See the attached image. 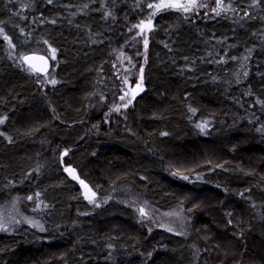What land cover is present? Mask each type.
Wrapping results in <instances>:
<instances>
[{"label": "trees", "instance_id": "1", "mask_svg": "<svg viewBox=\"0 0 264 264\" xmlns=\"http://www.w3.org/2000/svg\"><path fill=\"white\" fill-rule=\"evenodd\" d=\"M156 1L0 0V264H264V0ZM123 55L143 92L109 123Z\"/></svg>", "mask_w": 264, "mask_h": 264}, {"label": "rangeland", "instance_id": "2", "mask_svg": "<svg viewBox=\"0 0 264 264\" xmlns=\"http://www.w3.org/2000/svg\"><path fill=\"white\" fill-rule=\"evenodd\" d=\"M160 2L161 0L156 1V3H160ZM164 2L165 3H168V2L188 3V0H164ZM196 2L198 5H200L202 2L204 3L205 0H196ZM201 8L202 7H197L195 10L190 11V12H184L182 10H177V9H163V10L157 11L156 13L158 14L164 11H179L185 14L187 17H191L192 15L200 11ZM150 10H151V15H152L154 9L150 8ZM152 17L153 16H148L144 24H147L149 18H152ZM140 25H142V23ZM148 31H149V28L136 26V37L139 38L141 42H143V54L141 56L143 61H145V56H146V51H147V48H145L144 46V40L147 39L148 41ZM147 47H148V44H147ZM131 61L132 60L127 59V57L123 55V58L121 59L119 65L118 66L115 65L114 73L116 74V78L120 84L121 97L123 96L124 99H121L120 97V99L118 100V103L114 107L111 108L109 115H108L109 123L111 121L116 120L117 118L127 115V113L132 109L138 96L143 92L142 87L144 85L143 76H144L145 67L142 65L141 67L138 68V70L135 73V66L133 63H131ZM144 65H145V62H144ZM137 85H139V87H137ZM129 100H131L130 104H128ZM125 104H127V107H124ZM116 108H119L120 110L116 111L115 110ZM86 186L87 187L84 186L82 188L84 198L91 204H95V205L101 204L100 199L92 191L90 186L88 185ZM93 193L95 194L94 196H93ZM11 213L15 214L14 212H11ZM141 216L147 218V216L145 215L141 214ZM159 217H160L159 218L160 223L163 226L166 225L169 229L173 230L174 232L186 235L192 240L194 239L189 229L188 220L183 214H178V213L167 214V215H162ZM4 227H6V224ZM194 245H196V243H194Z\"/></svg>", "mask_w": 264, "mask_h": 264}, {"label": "snow or ice", "instance_id": "3", "mask_svg": "<svg viewBox=\"0 0 264 264\" xmlns=\"http://www.w3.org/2000/svg\"><path fill=\"white\" fill-rule=\"evenodd\" d=\"M259 2H260V0H254V4H258ZM48 3H52V0H48ZM216 4H217V7L214 8L213 11H215L217 15H220L222 10H225V11L227 10V7L224 5L223 0H216ZM85 7H86V5H85ZM147 7L154 9L152 15H155L157 11H160V10H163V9H177V10H182L184 12H190V11L195 10L197 7H206V5H203V4L198 5L196 0H188V3H181V2H168V3H165L164 0H161L160 3H156V4H151L150 3V4L147 5ZM137 27H144V28H149L150 29L151 28V18H149L147 24H144L142 22V25H137ZM0 35L3 36V39L8 41L10 47H12V48L15 47V45L12 44V42H11V38L4 32L3 27H0ZM147 44H148V41H147V39H145L144 40L145 48H147ZM52 52H53V55H52L51 58L55 59V55H54L55 49H53ZM23 59L25 61H29V68L33 67L31 65V63H30V58L29 57H23ZM141 71H142V69H141ZM50 83L55 84L56 81L55 80H51ZM137 87H139V85H137ZM121 99H124V97L122 96ZM258 102L259 103H264V101H258ZM130 103H131V100L128 101V104H130ZM124 107H127V104H125ZM115 110L119 111L120 109L116 108ZM3 122H4L3 120H0V123H3ZM204 126L205 125H197V127H200L202 130H203ZM65 155H67L66 152H65ZM65 170L70 172V173H72L74 175V170H72V169H65ZM182 178L185 179V180L188 179L187 176H184ZM80 183L83 184L84 182L80 181ZM85 187H87V186L85 185ZM37 195H39V194H37ZM94 195L95 194L93 193V196ZM28 199H32V197H28ZM89 199H91V198H89ZM140 212H141L142 215H145V216L147 215V213L144 212L143 209H140ZM3 227H4L3 225H0V229H3ZM169 231H171V229H169Z\"/></svg>", "mask_w": 264, "mask_h": 264}, {"label": "water", "instance_id": "4", "mask_svg": "<svg viewBox=\"0 0 264 264\" xmlns=\"http://www.w3.org/2000/svg\"><path fill=\"white\" fill-rule=\"evenodd\" d=\"M26 57L30 58V63L33 66L30 69L34 72L41 76H46L50 73L52 69V62L49 57L44 55H28ZM24 63L27 67H29V61L24 60Z\"/></svg>", "mask_w": 264, "mask_h": 264}]
</instances>
